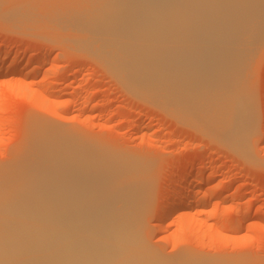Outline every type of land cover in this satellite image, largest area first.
<instances>
[{"label":"rangeland","instance_id":"obj_1","mask_svg":"<svg viewBox=\"0 0 264 264\" xmlns=\"http://www.w3.org/2000/svg\"><path fill=\"white\" fill-rule=\"evenodd\" d=\"M9 1L0 0V57L7 55V61L16 55L14 67L33 54L29 67L37 69L0 72V184L10 179L8 171L23 148L24 153L31 141L41 139L37 134L45 132L55 140L59 133L58 140L66 137L59 144L71 139L97 159L127 167L131 175L126 184L146 196L147 241L163 257L168 255L167 260L170 256L177 264H191L179 256L182 253L200 258L193 264H264V31L249 55L255 131L248 130L241 141L232 143L214 135L204 118L197 122L188 115L187 104L185 113L177 110L176 98L172 102L159 92L165 88L157 87L156 94L152 87L129 79L132 73L107 64L97 45L83 40L84 33L66 28V20L83 5L81 0ZM24 4L30 6L25 9ZM188 22L194 37L209 35L202 15ZM29 24L34 27H25ZM51 33L55 40L48 36ZM192 49L194 66L203 65L204 49ZM41 52L45 56L38 58ZM1 63L0 69L5 68L6 62ZM28 90H35L36 97ZM59 168L58 164L53 170ZM199 170L204 173L201 178L196 177ZM139 172L143 177L137 176ZM187 181L188 205L165 216ZM201 193L206 195L196 200ZM185 215L193 218L194 228L186 225Z\"/></svg>","mask_w":264,"mask_h":264},{"label":"bare ground","instance_id":"obj_2","mask_svg":"<svg viewBox=\"0 0 264 264\" xmlns=\"http://www.w3.org/2000/svg\"><path fill=\"white\" fill-rule=\"evenodd\" d=\"M81 1L83 5L71 13L73 17L67 19L64 26L82 33L81 36L84 33L83 40L93 43L94 47L97 45L95 49L104 54L101 58L107 64L131 72L129 79L152 87L149 89L156 94V88L162 86L165 91L160 89L159 92H164L162 94L172 102L176 98L177 110L185 113L187 104L188 115L197 122L207 120L211 132L226 142L241 141L248 130H254L257 116L252 103L255 96L249 55L253 47H257L256 38L264 31L263 0ZM27 5L24 4L25 9ZM197 14L206 21L209 31L206 38L194 37L190 25L185 24ZM24 24L27 25V21ZM30 26L33 25L25 27ZM48 36L55 40L53 33ZM193 46L204 49L203 65L194 66ZM42 55L45 56V52L38 58ZM6 56L0 57V62L7 64L0 72L28 68L29 72H36V66L29 67L33 54L14 67L16 55L11 56L8 63ZM198 89H203L204 94ZM33 93L31 96L36 97L37 92ZM42 133L45 132L37 134L41 139L31 141L25 152L23 148L15 157L16 162L8 171L10 179L0 184V264L179 262L170 256L167 260L168 255L163 257L148 243L143 225L146 196L138 187L131 190L126 184L131 175L126 166L114 167L110 160L97 159L71 139L59 144L60 139L66 138L58 140L59 133L54 134L55 140ZM58 151L62 153L57 155ZM58 164L61 168L53 170ZM203 174V170H199L196 177L201 178ZM137 176L143 177L142 172ZM190 184L187 181L183 185L176 203L166 207L165 216L188 205ZM204 195L196 194L195 199L200 200ZM56 198L59 204H53ZM184 219L188 227L196 226L192 217L185 215ZM181 254L179 256L191 264L197 259Z\"/></svg>","mask_w":264,"mask_h":264}]
</instances>
